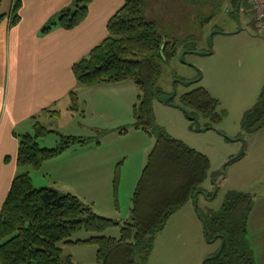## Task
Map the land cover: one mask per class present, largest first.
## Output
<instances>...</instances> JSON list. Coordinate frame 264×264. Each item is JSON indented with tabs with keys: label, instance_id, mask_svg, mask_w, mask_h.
Returning a JSON list of instances; mask_svg holds the SVG:
<instances>
[{
	"label": "rangeland",
	"instance_id": "1",
	"mask_svg": "<svg viewBox=\"0 0 264 264\" xmlns=\"http://www.w3.org/2000/svg\"><path fill=\"white\" fill-rule=\"evenodd\" d=\"M11 3L12 0H2L0 11L8 13ZM235 6V0H197V5L188 0L143 1L145 17L157 24L164 39L177 41L173 56L161 62L157 87L162 96L152 101L155 125L210 160V170L201 186L208 197L195 195L168 219L154 235L149 264H204L217 253L222 242L207 239L200 215L218 212L231 191L253 196L249 241L256 255L264 258V128L254 134L244 133L241 128L245 114L255 107L264 90V36L233 17ZM124 85L128 88L122 92L123 97L135 104L140 93L137 86L132 81ZM199 87L219 100L217 112L222 116L216 125L201 117L202 130H196L180 101L182 95ZM117 95L110 99L113 101L114 97L119 103L121 96ZM165 98H171V102L166 103ZM83 108L84 104L80 105L76 114L80 122L84 119L86 127L104 126L98 129L103 133L101 145L82 151L85 154L80 156L76 147H71L64 158L38 170L24 167L21 172H30L35 188L47 186L71 193L96 214L124 223L131 220L132 197L155 138L133 128L126 134L118 131L133 124V108L115 110L116 121L98 120L89 110L84 116ZM72 130L65 123V131ZM85 130L86 136L96 134ZM59 141L55 133L38 142L50 148ZM242 149L243 155L238 158ZM90 235L80 230L69 239L76 241ZM102 235L119 238V228H111ZM60 246L63 256H71L73 264H98L94 245ZM137 262L143 264L139 259Z\"/></svg>",
	"mask_w": 264,
	"mask_h": 264
},
{
	"label": "trees",
	"instance_id": "2",
	"mask_svg": "<svg viewBox=\"0 0 264 264\" xmlns=\"http://www.w3.org/2000/svg\"><path fill=\"white\" fill-rule=\"evenodd\" d=\"M22 1L13 0L8 13L0 11V25L6 20L10 26L19 23ZM123 1L107 23L108 36L87 57L74 63L72 71L79 86L132 81L140 92L133 107V124L118 129L121 134L132 128L142 130L155 138L132 197L131 220L121 223L98 215L77 196L53 187L35 188L29 173L17 174L0 209V264H73L71 256H63L60 243L96 246L98 264H139L137 259L147 264L154 235L165 227L168 219L195 195L207 196L201 186L210 170L209 158L159 129L152 114L153 99L162 96L157 87L161 62L173 56L177 41L164 39L157 24L145 17L144 0ZM242 1L235 0L233 17L237 20ZM92 2L73 0L72 7L63 9L41 33L48 34L57 27L76 28L87 18ZM188 2L197 5V0ZM69 96L71 110L77 111V93L71 91ZM180 101L191 120L203 117L212 125L222 121L217 112L219 100L203 87L185 93ZM33 122V133L17 136L19 167L38 170L71 147L100 144L99 132L91 137L64 135L47 129L36 117ZM241 128L247 134L264 128V90L255 107L245 114ZM52 132L60 137L58 145L40 146L39 139ZM117 183L116 178L115 186ZM253 204L252 195L231 191L218 212L199 214L207 239L222 242L220 250L204 264H255L247 238ZM115 227L119 228V238L102 235ZM80 230L92 235L76 241L69 239Z\"/></svg>",
	"mask_w": 264,
	"mask_h": 264
},
{
	"label": "crops",
	"instance_id": "3",
	"mask_svg": "<svg viewBox=\"0 0 264 264\" xmlns=\"http://www.w3.org/2000/svg\"><path fill=\"white\" fill-rule=\"evenodd\" d=\"M123 3V0H93L87 18L79 26L72 30L57 27L43 35L41 30L63 9L72 7L73 0H23L19 23L10 26L6 20L0 25V209L12 180L17 174L24 173L21 172L24 167L17 165V136L33 133V117L56 133L91 137L96 134L86 136L87 134H83L85 129L103 134L98 129H103L104 126L89 124L86 127L84 119L80 122L76 115L80 111V105L84 104L83 114L89 110L98 120L106 121H116L113 118L115 110L133 108L135 105L123 97L122 92L128 88V85H124L127 81L79 86L72 71L74 63L87 57L108 36L107 23ZM71 91H75L78 96L77 111L71 110ZM117 94L121 96L119 103L114 97L113 101L110 99L111 95L118 96ZM66 117L69 122L64 121ZM73 121L76 123H71ZM65 123L71 126V132L65 131ZM51 134L55 133H49L45 137ZM102 136L99 145L93 143L87 147H76L77 155L80 156L86 149L92 150L100 146ZM69 149L44 164L58 160ZM26 173L31 175L28 170ZM251 213L247 224L248 241L252 232ZM262 220L264 221V215ZM249 244L254 259L257 257L255 264L263 263L264 258L260 254L256 255L250 241Z\"/></svg>",
	"mask_w": 264,
	"mask_h": 264
},
{
	"label": "built area",
	"instance_id": "4",
	"mask_svg": "<svg viewBox=\"0 0 264 264\" xmlns=\"http://www.w3.org/2000/svg\"><path fill=\"white\" fill-rule=\"evenodd\" d=\"M242 2L238 11L240 21L246 26H252L256 33L264 36V0H243Z\"/></svg>",
	"mask_w": 264,
	"mask_h": 264
},
{
	"label": "water",
	"instance_id": "5",
	"mask_svg": "<svg viewBox=\"0 0 264 264\" xmlns=\"http://www.w3.org/2000/svg\"><path fill=\"white\" fill-rule=\"evenodd\" d=\"M237 16H238V13H237ZM184 84L185 85H189V82H184ZM165 102L169 104L171 102V98H165ZM193 121L195 122L196 130H202L201 127H200V124H199V120L198 119H193ZM203 130H205V129H203ZM243 144H245V142H243ZM243 152H244V150L242 149V151H241L240 155L238 156V158L243 155ZM206 234H207V232H206Z\"/></svg>",
	"mask_w": 264,
	"mask_h": 264
}]
</instances>
